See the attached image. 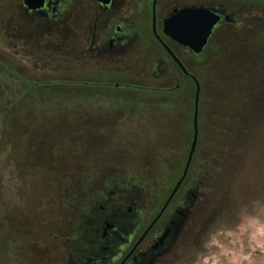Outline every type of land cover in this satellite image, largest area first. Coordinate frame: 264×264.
I'll return each instance as SVG.
<instances>
[{
  "label": "rangeland",
  "instance_id": "374dc122",
  "mask_svg": "<svg viewBox=\"0 0 264 264\" xmlns=\"http://www.w3.org/2000/svg\"><path fill=\"white\" fill-rule=\"evenodd\" d=\"M21 1L0 0V264H40L43 252L31 246L52 244L58 216H70L65 190L79 171L91 181L106 171L140 174L164 193L193 134L189 83L171 91L42 83L79 80L73 56L61 51L76 54L80 22L35 34ZM6 67L32 83L23 89ZM189 67L201 86L193 174L204 177L206 204L192 246L173 264H264V29L213 38ZM7 103L17 116L11 134L3 128ZM79 112L111 115L110 134L86 136L100 125L63 120Z\"/></svg>",
  "mask_w": 264,
  "mask_h": 264
},
{
  "label": "flooded vegetation",
  "instance_id": "af4514ba",
  "mask_svg": "<svg viewBox=\"0 0 264 264\" xmlns=\"http://www.w3.org/2000/svg\"><path fill=\"white\" fill-rule=\"evenodd\" d=\"M256 2L264 3L262 0H43L33 3L38 6L36 9H28L22 0L20 11L32 20L35 34L65 32L74 17L80 22L76 54L66 49L61 51L65 56H73L75 64L72 66L79 80L62 78L42 83L90 87L111 84L163 91L178 90L189 83L195 91L193 77L196 76L189 65L204 54L213 38L230 31L246 33L264 29V10L258 13ZM186 9H207L218 17L200 54L176 43L164 30L166 22L172 18L174 28H182L179 14ZM163 44L185 67L186 75ZM63 66L67 67L66 60ZM13 72L18 73L14 69ZM95 73L99 74L97 79L90 77ZM110 74L123 76L124 80L112 83L106 80L108 77L101 79ZM21 78L24 81L16 82L23 87L32 83ZM76 114L63 120L100 125L94 132L85 130L86 136L110 134L106 123L113 120L111 115ZM16 117L13 115V121ZM26 120H35V116ZM75 132L77 134L76 129L71 135ZM33 161V166L43 168L46 163ZM58 164L59 169L65 167L63 162ZM184 166L185 163L177 177L168 181L172 186L164 193L154 192L150 187L152 179L140 174L106 171L91 181L92 177H82L83 171H79L73 184L65 190L70 216L64 213L63 217L58 216L61 224L58 221L52 234L49 232L52 244L42 241L31 246L43 252L40 264L176 263L183 250L192 246L201 222L196 214L206 204L200 192L205 187L204 177H194L190 165L179 189L162 211Z\"/></svg>",
  "mask_w": 264,
  "mask_h": 264
},
{
  "label": "water",
  "instance_id": "95a60500",
  "mask_svg": "<svg viewBox=\"0 0 264 264\" xmlns=\"http://www.w3.org/2000/svg\"><path fill=\"white\" fill-rule=\"evenodd\" d=\"M41 2L43 0H24V5L28 9H36L38 6L34 5V2ZM156 1V0H155ZM264 1V0H262ZM40 5V4H39ZM182 18L179 21L181 23L180 29L174 28L175 20L172 18L165 24V32L172 39L193 51L194 54H200L203 49L206 47L209 37L212 33L213 27L218 22V17L207 9H186L179 14ZM187 17H189L187 19ZM179 25V24H178ZM163 46L169 51V53L174 58L175 62L178 64L181 71L186 75L187 71L185 67L181 64V62L175 57V55L169 50V48L163 44ZM195 83V91H194V109H193V117H192V139L189 151L187 153L185 166L182 172V176L178 180V182L173 187L165 206L163 207L162 211L166 207L167 203L171 200L174 194L179 189L180 185L182 184L188 169L192 163L196 147L198 144L199 138V99H200V84L195 77H193ZM160 212V214L162 213ZM159 214V215H160Z\"/></svg>",
  "mask_w": 264,
  "mask_h": 264
},
{
  "label": "trees",
  "instance_id": "16d2710c",
  "mask_svg": "<svg viewBox=\"0 0 264 264\" xmlns=\"http://www.w3.org/2000/svg\"><path fill=\"white\" fill-rule=\"evenodd\" d=\"M5 67V66H4ZM8 72L13 75V77L16 79V80H20V81H24V79L21 78V75L19 73H16V72H13L12 69H9L8 67H6ZM26 88L25 85L23 87V89ZM3 109L6 110V122H4V129L6 132H8L9 134H11V132L13 131V113L11 111H9L11 108H10V103H7V104H4L3 106ZM195 154H196V151H195ZM194 154V156H195ZM187 157V156H186ZM194 157H193V160H192V163H191V170H192V175L194 176L193 174V165H194Z\"/></svg>",
  "mask_w": 264,
  "mask_h": 264
}]
</instances>
